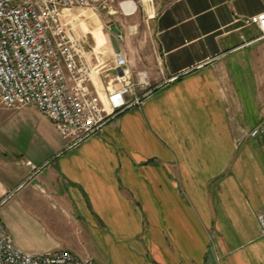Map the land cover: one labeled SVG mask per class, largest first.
Listing matches in <instances>:
<instances>
[{"label": "crops", "instance_id": "crops-1", "mask_svg": "<svg viewBox=\"0 0 264 264\" xmlns=\"http://www.w3.org/2000/svg\"><path fill=\"white\" fill-rule=\"evenodd\" d=\"M89 1L71 32L100 97L118 51L155 88L72 147L0 105V223L99 264H264V37L243 22L264 0Z\"/></svg>", "mask_w": 264, "mask_h": 264}, {"label": "built area", "instance_id": "built-area-1", "mask_svg": "<svg viewBox=\"0 0 264 264\" xmlns=\"http://www.w3.org/2000/svg\"><path fill=\"white\" fill-rule=\"evenodd\" d=\"M98 8L89 0H0V105H32L76 146L155 88L146 71L134 79L121 51L114 54L104 101L92 80L95 68L71 32L74 8ZM123 8V7H122ZM264 37V11L243 18ZM99 63V62H98ZM256 128L251 135L260 133ZM264 235V214L258 216ZM0 264H99L69 249L28 252L0 223Z\"/></svg>", "mask_w": 264, "mask_h": 264}, {"label": "water", "instance_id": "water-1", "mask_svg": "<svg viewBox=\"0 0 264 264\" xmlns=\"http://www.w3.org/2000/svg\"><path fill=\"white\" fill-rule=\"evenodd\" d=\"M112 30L115 31V32H118V29L114 25L112 26Z\"/></svg>", "mask_w": 264, "mask_h": 264}, {"label": "rangeland", "instance_id": "rangeland-1", "mask_svg": "<svg viewBox=\"0 0 264 264\" xmlns=\"http://www.w3.org/2000/svg\"><path fill=\"white\" fill-rule=\"evenodd\" d=\"M102 14H103V12H101ZM79 255H81V254H79Z\"/></svg>", "mask_w": 264, "mask_h": 264}, {"label": "bare ground", "instance_id": "bare-ground-1", "mask_svg": "<svg viewBox=\"0 0 264 264\" xmlns=\"http://www.w3.org/2000/svg\"><path fill=\"white\" fill-rule=\"evenodd\" d=\"M72 15V14H71Z\"/></svg>", "mask_w": 264, "mask_h": 264}]
</instances>
